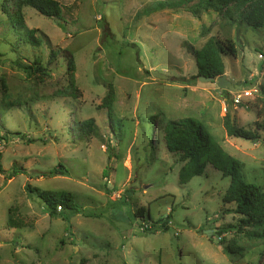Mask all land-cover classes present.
I'll return each instance as SVG.
<instances>
[{
    "label": "rangeland",
    "instance_id": "obj_1",
    "mask_svg": "<svg viewBox=\"0 0 264 264\" xmlns=\"http://www.w3.org/2000/svg\"><path fill=\"white\" fill-rule=\"evenodd\" d=\"M57 1L61 19L0 0V264H264V237L236 229L264 224L239 222L225 200L230 177L207 163L181 184L184 162L164 138L169 121L197 119L242 163L246 181L264 183V28L231 7V18L193 10L199 0ZM19 8L22 32L33 29L38 45L10 21ZM210 36L234 48L223 63L236 91L197 78L195 51ZM35 59L45 72L16 64ZM235 95L233 123L256 140L224 128ZM58 163L65 171L49 174ZM14 167L23 170L8 179ZM27 186L70 192L78 209L50 215ZM140 207L149 219L135 217Z\"/></svg>",
    "mask_w": 264,
    "mask_h": 264
},
{
    "label": "trees",
    "instance_id": "obj_2",
    "mask_svg": "<svg viewBox=\"0 0 264 264\" xmlns=\"http://www.w3.org/2000/svg\"><path fill=\"white\" fill-rule=\"evenodd\" d=\"M23 5L33 7L40 14L55 18H62L61 5L57 0H22ZM163 5V3H160ZM204 9L213 8L219 12L232 15L228 10L229 7L236 9L242 21L250 26L252 29L264 28V0H199L197 8ZM10 12H8L9 14ZM10 21L17 27L19 32L25 27L23 23V16L20 8L9 14ZM33 29H26L22 32L26 42L33 45L39 44V39L33 34ZM233 46L229 40L222 41L210 36L204 44L195 51V59L197 66V77L199 75L218 76L224 73L223 56L233 52ZM16 64L27 74L33 72H45V69L38 60L32 63L24 64L16 61ZM67 69L71 72L75 69L73 56L67 59ZM47 74V73H44ZM227 92V90L223 89ZM264 93V87H261ZM114 97V90L109 86L104 99V106L108 111V116L111 117L112 108L111 103ZM234 104L233 99L228 102L226 113L223 119L224 128L229 136L239 137L247 140H256L257 135L254 131L237 127L234 125L230 110L231 103ZM91 123V121H90ZM87 125H90L89 123ZM88 127V126H87ZM165 143L169 152L179 153V160L184 164L179 169V182L185 184L195 175L203 173L207 163L212 164L219 169L224 176L230 177V183L226 190L225 200L234 203L232 211L241 216L240 223L244 225H251L256 228L260 224H264V183L257 184L248 182L244 179L242 174V163L228 154L220 144L213 138V136L205 129L203 124L192 117H183L172 120L167 123L165 128ZM58 168H52L48 171L49 174H59L65 171L63 164L58 163ZM62 168V169H61ZM2 170L0 164V171ZM20 170L14 167L8 175V179L16 175ZM105 172V171H103ZM29 192L35 193L46 207L49 209L50 215H56L61 209L68 208L77 210L78 204L74 201V197L67 191H52L48 189H41L39 187L27 186ZM60 207V209H58ZM135 217L149 219L148 209L140 207L134 212ZM170 213L165 217L166 221ZM238 222V223H239ZM10 226H18L17 222L9 220ZM164 227L167 225L163 222ZM231 225L219 227L218 233H223L230 229ZM238 231L247 232L250 237H264V226L260 230L252 229L245 231L239 224L236 225ZM219 243H223V239H219ZM228 248V247H227Z\"/></svg>",
    "mask_w": 264,
    "mask_h": 264
},
{
    "label": "water",
    "instance_id": "obj_3",
    "mask_svg": "<svg viewBox=\"0 0 264 264\" xmlns=\"http://www.w3.org/2000/svg\"><path fill=\"white\" fill-rule=\"evenodd\" d=\"M152 75L159 79H169V77L163 73H159L156 70H152ZM200 81H206V82H215L216 86L221 89H228L231 91H236L237 89L241 88V85L232 84L231 81L227 78V75L225 73L218 75V76H205V75H199L197 77ZM206 233L209 231V229L205 230Z\"/></svg>",
    "mask_w": 264,
    "mask_h": 264
},
{
    "label": "built area",
    "instance_id": "obj_4",
    "mask_svg": "<svg viewBox=\"0 0 264 264\" xmlns=\"http://www.w3.org/2000/svg\"><path fill=\"white\" fill-rule=\"evenodd\" d=\"M261 56V55H260ZM262 57V56H261ZM245 92V95H247V94H249V92L247 91V90H245L244 91ZM235 97V98H234ZM233 97V101H234V103H239V100H240V98H241V95H235ZM58 209H60V207H58Z\"/></svg>",
    "mask_w": 264,
    "mask_h": 264
}]
</instances>
